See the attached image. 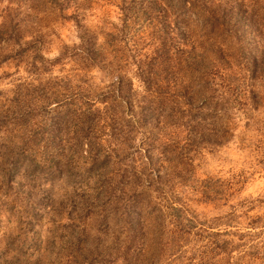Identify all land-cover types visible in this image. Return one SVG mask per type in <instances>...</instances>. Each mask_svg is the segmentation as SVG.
Here are the masks:
<instances>
[{
    "label": "rangeland",
    "instance_id": "374dc122",
    "mask_svg": "<svg viewBox=\"0 0 264 264\" xmlns=\"http://www.w3.org/2000/svg\"><path fill=\"white\" fill-rule=\"evenodd\" d=\"M219 7L0 0V264H264V32Z\"/></svg>",
    "mask_w": 264,
    "mask_h": 264
},
{
    "label": "clouds",
    "instance_id": "9594fccd",
    "mask_svg": "<svg viewBox=\"0 0 264 264\" xmlns=\"http://www.w3.org/2000/svg\"><path fill=\"white\" fill-rule=\"evenodd\" d=\"M216 5L220 6L217 10H227L229 17H243L254 24L261 32H264V0H216ZM183 27L181 25V29ZM260 103L264 104V98L261 99ZM261 114H264V108H261ZM142 227L143 221L135 225L134 231L129 229L123 230V235H120L119 241L115 240L114 235L106 237L105 244H113L115 242L129 245L130 248H135L141 240L142 233L140 229ZM143 251L147 253L148 249L145 248Z\"/></svg>",
    "mask_w": 264,
    "mask_h": 264
}]
</instances>
